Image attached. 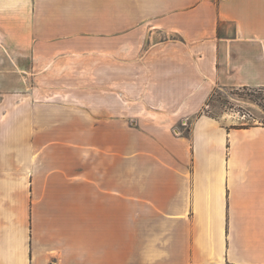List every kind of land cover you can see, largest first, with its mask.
<instances>
[{
    "label": "crops",
    "instance_id": "0c3cea01",
    "mask_svg": "<svg viewBox=\"0 0 264 264\" xmlns=\"http://www.w3.org/2000/svg\"><path fill=\"white\" fill-rule=\"evenodd\" d=\"M216 87L264 88V0H0V264H264V125Z\"/></svg>",
    "mask_w": 264,
    "mask_h": 264
},
{
    "label": "rangeland",
    "instance_id": "374dc122",
    "mask_svg": "<svg viewBox=\"0 0 264 264\" xmlns=\"http://www.w3.org/2000/svg\"><path fill=\"white\" fill-rule=\"evenodd\" d=\"M2 52L5 53V49H2ZM19 68H21L19 69V75L23 74L25 77H32V73L39 71V69L31 70L32 65L29 62L27 65L21 64ZM26 69L29 72L28 74L24 72ZM74 75L75 72L72 78H68L65 81L64 85L67 89L88 88L90 86L89 80H79L80 78H75ZM93 83L95 84L94 81ZM19 84L23 87L26 85L28 87L32 85L41 86V80L37 81L32 78L27 80L19 79ZM99 87L105 86L99 85ZM211 96L204 107L203 113L222 120L232 121L236 126H246L243 125L244 123L248 125H264V88L216 87ZM245 113L246 115L250 114V116L247 115L246 119H242ZM176 132H178L177 128L174 129L175 134Z\"/></svg>",
    "mask_w": 264,
    "mask_h": 264
},
{
    "label": "built area",
    "instance_id": "2783aa9c",
    "mask_svg": "<svg viewBox=\"0 0 264 264\" xmlns=\"http://www.w3.org/2000/svg\"><path fill=\"white\" fill-rule=\"evenodd\" d=\"M248 116H250V114H247ZM246 113L245 114H243V117H242V119H246ZM243 125H246V126H248V124H246V123H244Z\"/></svg>",
    "mask_w": 264,
    "mask_h": 264
},
{
    "label": "trees",
    "instance_id": "16d2710c",
    "mask_svg": "<svg viewBox=\"0 0 264 264\" xmlns=\"http://www.w3.org/2000/svg\"><path fill=\"white\" fill-rule=\"evenodd\" d=\"M213 96V95H212ZM212 96H211V98H212ZM248 126H251V125H248Z\"/></svg>",
    "mask_w": 264,
    "mask_h": 264
}]
</instances>
